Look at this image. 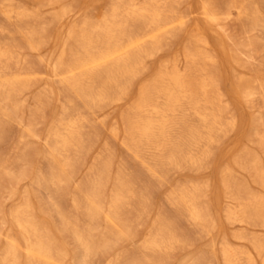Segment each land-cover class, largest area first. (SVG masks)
I'll list each match as a JSON object with an SVG mask.
<instances>
[{
    "label": "bare ground",
    "instance_id": "bare-ground-1",
    "mask_svg": "<svg viewBox=\"0 0 264 264\" xmlns=\"http://www.w3.org/2000/svg\"><path fill=\"white\" fill-rule=\"evenodd\" d=\"M136 1L138 0H108L99 8L96 15L93 18L91 17L92 19L83 22L82 27L84 26L85 28L83 29V33L77 36L75 40L77 42L76 47L65 50L61 46L60 53L51 62V74L56 76L59 73L61 76L59 81L61 86L65 89H71L72 92L74 91V95L82 98L87 109H100L103 106H110L109 104L117 105L126 99L130 94L133 81L140 76V73L142 75L141 70L143 68L141 62L144 58H152L155 54L154 52H156L160 30L168 29L174 23L175 28L178 27L179 30L184 26L183 21L178 15L176 21L173 16L174 23L166 21L167 16L173 12V6L179 0H170V2L167 0H148L143 3ZM259 3L258 0H239V2L231 1L229 4V10H237L239 17H249V20L251 19V26L248 31L250 37L247 43L243 45L244 48H251L260 43L264 44V21L261 18ZM16 4L12 0H2L0 3V16L7 22H13L11 24L16 25L15 28H10L11 30L0 25V33H6L12 40L10 43H4L5 41L2 39L4 41L2 42L0 39V110H2V114H0V139L4 123L1 119H9L10 114L19 109L17 98L22 92L27 91L31 87V82H33L31 81V77L35 74L33 73L32 63L26 59L21 61L17 57L18 53L16 54L15 52L20 51V49L21 51L22 49H27L33 53L42 47L39 40L41 39L39 28L34 25V20H36L34 18L36 16L31 20L34 22H31L34 26H30V22L28 26H23V22L32 19L31 16L34 13L29 14L28 11L22 9L23 6L20 9L17 7L19 5L16 6ZM198 6L210 27L219 25L221 18L216 15L212 0H199ZM262 9L261 11L263 12ZM64 10L57 11L55 14L57 23L58 20L59 22L62 19L66 20L67 17H64L70 11ZM138 23H142L145 28L147 26L152 27L151 32L148 35L139 36L134 29ZM260 28L263 34L261 33L262 35L258 37L254 32ZM85 29L87 31H84ZM56 30V40L64 42L76 37L72 30H65V27L62 25ZM196 31L192 35L193 41L209 46L208 40L202 35L199 28H196ZM210 33L213 34L219 43L223 54L230 57L236 54L237 51L232 52L228 49L227 41L222 34L214 28H211ZM17 38L20 41L18 40L19 42L16 43L14 41ZM227 39L229 38L227 37ZM55 51L57 50L54 49L52 52L55 53ZM239 56H241V53ZM198 57L196 53L188 49L185 55L186 66L183 71L176 69L166 71L165 68L163 69L164 71L160 70L161 72L155 76L151 83H146L141 87L138 101L133 110H130L127 116L125 114L123 118L125 124L127 123L126 131L124 130L125 148L130 151L134 158L140 159L143 170L154 178L157 184H161L163 181L162 177L165 170H186L185 167H192L191 169H194V167L203 168L205 161L211 155L209 146L217 141V137L219 138V136L216 137L215 131L217 124L220 123L217 119L218 115L221 114L220 109L222 108L211 109L208 113L197 111L199 108L206 110L208 106L212 107V99L219 95L218 93L220 92L215 76L204 68L198 67L196 63ZM206 59L208 61H215L216 56L208 55ZM11 65L16 66V68L21 65L20 72L12 74L13 69H11ZM10 70L12 71L10 72ZM253 83L254 81H243L242 78H239L236 88L234 87L235 90L237 89L236 93L245 100L252 98L255 95ZM260 89L263 90L264 85L260 86ZM215 99L217 100V98ZM261 100L264 108V92ZM66 101L67 104L72 105L73 101L70 97H66ZM22 103L24 102L22 101ZM136 108L139 110L138 118L135 117ZM34 109L32 111L38 112L40 110L38 107ZM189 111L197 115L203 122L202 129L196 128L186 120L189 118ZM33 117L32 121L34 122L36 117L35 115ZM89 122L83 114L73 110L71 113L63 115L48 134L52 138V141H54L51 151L54 154L57 153L58 156L59 154L62 155L60 156L63 158L64 168H72L73 164L72 158L70 159V156L65 155L67 152L69 153L70 150L82 152L84 149L85 143H87L86 140L88 139L85 136L87 134H85L83 127ZM115 123V126H110V133L112 136L117 137L120 133ZM260 123L264 126L262 118L260 119ZM33 126L34 124L28 125L25 135H20L19 140L23 144V148H25L24 139L26 136L35 137ZM261 144L264 148V135ZM147 150H150L154 154L155 163L152 165L144 161L143 153ZM20 152L23 153V150ZM22 153L16 156L17 162L22 161ZM109 158L111 157L108 156L106 158L105 167L111 163ZM104 159L101 161H104ZM100 163L104 162L99 161L98 165H101ZM257 165V162H253L252 168L256 178L264 188V168L261 169ZM107 170L109 171V169ZM103 173L105 172L103 171ZM117 173L112 183V191L110 190L111 194L108 200L99 195L101 192L99 193L100 186H98L97 180H95L97 183L91 182L90 187L87 186L90 182L84 187V190H87V187H89V190L85 192L88 195L87 200L91 201L87 202L85 200L84 203L75 204L77 211H81L82 217L87 222L84 227L78 226L76 222L65 216L59 209L54 210V214L59 218L62 231L67 232L73 238L77 247L81 249L82 264H89L92 259L91 257L110 249L111 246H115L122 239L128 240L127 238L136 235L137 231L133 232L135 229L127 227L125 232L120 233L116 232L109 224L105 226L104 234H101L103 236L100 237L101 241L99 239V243L92 240L93 233L98 229L101 207L104 202L107 215L112 216V218L114 217L117 221L123 216H120L123 213L121 211L128 207L130 201L134 199L137 204V206L133 204V206L137 207V212L135 211L134 214L137 213V216L131 215L133 221L134 218L136 220L142 219L141 217L148 212L150 189L144 188L142 192L138 191L139 193H137L135 192L137 189L133 188V181L124 178L121 172ZM0 175L13 177L11 170L6 165V161H0ZM228 177V175L225 177L223 175V179L221 178L223 182L222 186L226 187L227 198H229V200L227 199L229 204L225 210V221L239 228L234 234V238L250 243L251 250L246 247L244 248L245 250L241 249L238 251V248L234 249L222 238L219 244L222 262L223 264H264V244L262 243V239H259L255 235L258 231H255L256 233L251 235L248 234L249 232L245 233V226L251 225L256 228H264V199L258 196H250L247 197L248 199L246 198L247 201L245 202L241 195L242 186L235 187L233 184V186H229L227 184ZM65 182V177L62 174L58 177L50 176L46 179V183L55 187L63 186ZM225 187H223L224 190ZM207 189L208 185L202 190L195 186H183L170 191L166 197V201L171 208L173 207L174 214L164 216L165 213L163 215L158 213L159 215L153 220L152 226L145 232L143 240L140 243V248L149 253L150 259H146L148 257L146 256L143 260L136 257L130 259H126L125 257L123 260H120V257L117 259L116 264H163L167 262L169 256H174L172 255L173 252L181 250H187L182 264H213L215 261L213 240H207L208 242L206 240L203 241L202 244L207 252L194 253L193 250H188L190 247L188 237L178 226V222L183 219L182 222L188 224L189 229L196 235L195 239L197 237L200 238L198 239L199 241H202L205 237L208 239L212 236L213 238L217 236V219L213 213L214 216L210 214L208 206L203 201L207 196ZM128 208V210L132 209V207ZM125 213L126 215L132 214L130 211L128 212L129 214L124 211ZM123 218H121L122 221H124ZM126 218L125 216V221ZM10 224L12 228L14 227L19 230L21 239L24 241V264H61L62 260L65 259L66 254L55 251L52 248L48 240L49 236L47 237V234L35 222L30 213V205L27 199L11 213ZM247 236H251L249 237L250 239ZM195 239L193 240L194 244ZM119 243L122 244V242ZM242 247H245V245L243 244ZM208 254L210 255L209 257L207 256ZM110 261L107 264H111ZM168 262L170 261L168 260ZM0 264H19V245L15 239L8 238V243L0 257Z\"/></svg>",
    "mask_w": 264,
    "mask_h": 264
},
{
    "label": "rangeland",
    "instance_id": "rangeland-1",
    "mask_svg": "<svg viewBox=\"0 0 264 264\" xmlns=\"http://www.w3.org/2000/svg\"><path fill=\"white\" fill-rule=\"evenodd\" d=\"M0 1L2 2V0ZM12 1L14 4L17 3L16 6L19 5L17 6L19 8L21 6L25 7H22V9L28 11L29 14L34 13L32 14L33 16H31L32 19L23 22V26H28V23L33 22L31 20L36 16L34 18L36 19L34 20L35 23H33L35 27L39 28L41 39H38L41 41L40 46L42 47H40L41 49L37 52L33 53L29 52L27 49H22V51L20 49V51L18 50L15 52L16 54L18 53L17 57L20 58L21 61L26 59L32 63L33 73L36 75L34 74L33 77H31V81H33L31 82V87L27 91L22 92L17 98L19 109L12 112L9 119H1L5 124L3 123V133L0 139V161H6V165L11 170L14 178L0 175V257L8 243V238H13L19 245V264L25 263L24 241L21 239L19 230L14 227L12 228L10 221L11 213L27 199L30 205L31 215L38 226H40V229L47 234V237L49 236L48 240L52 248L55 251L66 254L61 264H82L81 249L77 247L75 241L67 232L62 231L59 218L54 214V210L59 209L65 216L76 222L78 226L84 227L87 222H85V218L82 217L81 211H77L75 204L84 203L85 200L87 202L91 201L87 200L88 195L85 191H88L91 184L97 183V181V184H99L98 186L101 187H99V193L101 192L99 195L108 200L112 191V183L116 178L115 176L118 174L117 172H121L124 178L133 181V188L137 189H134L135 192H142L144 188L150 189V205L148 212L141 217L142 219L136 220L134 218L133 221L131 215L134 217L137 216V213L134 214L135 211L137 212V207H135L137 204L134 199L130 201V203H133H129L128 206L132 207V209L130 208L132 211L128 210V207L124 208L123 211H121L123 213L120 214V216H123H119V221H117L114 217L112 218V216L107 215L104 202L101 207L98 229L92 235L93 241L95 240L96 243L99 241L100 237L103 236L101 234H104L105 226L109 224L116 232L123 233L126 231L127 227L133 230L135 229V231H132L137 232L133 237L127 238L128 240L122 239L119 241L122 242V244L118 242L115 246H111L110 249L91 257L93 260L91 259L89 264H107L109 260H111V264H116L117 259L120 257V260H123L125 257L126 259L136 257L143 260L146 256H148L146 259H150L149 253H146L140 248V243L143 240L145 232L152 226L153 220L159 215L158 213L161 215L165 213L164 216L174 214V209L167 204L166 197L170 191H174L183 186H195L202 190L208 185L207 196L203 201L208 206L210 214L213 213L218 222L216 231L217 236H214V238L212 236L208 239L205 237L202 241H199L198 239L200 238L197 237L196 242V235L189 229L188 224L182 222L183 219H181V222H178V226L188 237L190 243L188 250H193L194 253L204 252L206 250L202 244L203 241L206 240V242H208L212 239L215 250V261L213 264H223L219 251V244L222 238L234 249L238 248V251L246 247L250 249V243L234 238V234L239 228L225 221V210L229 204V198H227L226 187L224 185L222 186L223 175L224 177L228 175L227 184L229 186H242L241 195L245 202L247 201L246 198L250 196H258L264 199L263 185L256 178L252 168L253 162H257V166L261 169L264 168V148L261 144L264 135V126L260 123L261 118L264 121V108L261 100L264 89H260V86L264 85V44L262 45V43H260L251 48H244L243 45L247 43L250 37L248 31L251 26V19L249 20V17H239L235 9L229 10L230 2H239V0H212L216 15L221 18L219 25L214 27H210L203 17L198 6L199 0H179L178 3L173 6V12L167 16L166 21L174 23L173 16L175 21L179 16L184 25L182 29L179 30L178 27L175 28L174 23L169 26L168 29L160 30L156 52H154L155 54L152 58H144L141 62L143 68L141 70L142 75L140 73V76L133 81L129 96L117 105L109 104L110 106L107 105L94 110L87 109L83 103V99L74 95V91L72 92L71 89H65L61 86L59 82L61 76L59 73L56 76L51 74V62L55 59L56 55L60 53L62 49L61 46L64 47L65 50L76 47L77 42L75 40L77 36L83 33V29L85 28L84 26L82 27L83 22L92 19L99 8L108 0ZM138 1L143 3L148 0ZM167 1L170 2V0ZM258 1L260 2V8H263L262 10L264 12V1ZM61 7L62 9H60ZM261 9V18L264 21V13ZM61 10L70 12L64 17H67V21L62 19L60 22L58 20L57 23L55 14L57 11ZM0 22V25L4 26L6 29H13L16 27L15 24H11L13 22H7L2 16H0ZM33 23H31L30 26L33 25ZM61 25L65 27V30H72L76 37L64 42L56 40V29L60 28ZM196 28H199V31L208 40L209 46L193 41L192 35L197 32ZM211 28H214L223 35L227 41L228 49L232 52L237 51L236 54H233L232 57L223 54L220 50L219 43L214 38L213 34L210 33ZM134 29L139 36H144L151 32L152 27L147 26V28H145L142 23H138ZM84 31L87 30L85 29ZM260 31L261 28L254 33L260 37L263 34V32ZM227 37L229 39H227ZM0 39L1 41L3 39L5 42H2L4 43H10L12 41L6 33H0ZM18 40L20 41V39L17 38L14 42L17 43L19 42ZM54 49L57 50L55 53L52 52ZM188 49H191L199 56L196 61L198 67L204 68L207 72L212 73L218 82V89L220 91L218 94L220 96L217 95L212 99L213 106H208L206 110H204V108H199L197 111L200 113H208L211 109H216L218 107L222 108L220 109L221 114L218 115L217 119L220 123L217 124L215 131L216 137L219 136V138L217 137V141L209 146L211 155L205 161V166L203 168L194 167V170L191 169L192 167H185L186 170H165L162 177L163 181L161 184H157L155 179L143 170L140 159L134 158L130 151L125 148L124 130L126 131L127 123L125 124L123 118L125 114L127 116V113L129 114L130 110H133L138 101L141 87L146 83H151L155 76L161 72L160 70L164 71L163 69L165 68L166 71H173L175 69L183 71L185 69V55ZM240 53L241 56H239ZM208 55L216 56V60L208 61L206 59ZM20 66L16 68V66L11 65L13 71L10 70V72L12 71V74L19 73ZM34 76L36 77L34 78ZM239 78H242L243 81H254L253 89L255 95L252 98L245 100L236 93L237 89L235 90V88ZM65 96L72 99V105H69V103L67 104ZM215 98H217V100ZM22 101L24 103H22ZM33 107H38L40 110L38 112L32 111V109H34ZM73 110L83 114L88 121H90L83 127L85 134H87L85 136L88 140H86L87 143H85L82 152L70 150L69 153L67 152L65 154L68 155V157L70 156V159L72 158L71 160L75 167L72 164V168H64L62 155L59 154L58 156L57 153L54 154L51 151L54 141H52V138H50L48 134L63 115L69 114ZM63 111H65L64 113L66 114H62ZM0 112V114H2V110H0ZM189 112L187 113L189 114ZM34 115L36 120L33 122ZM135 117H139L138 108L135 109ZM186 120L196 128L202 129L203 122L194 113L190 112L189 118ZM114 123L120 133L117 137L112 136L110 133L111 127L115 126ZM27 124H34L33 132L35 133V137H25V149L19 139L20 135H25L28 127ZM21 148L23 153L20 152L22 151ZM21 153L23 155L22 161L17 162L16 156ZM153 155L154 154H152L150 150L145 151L143 153L144 161L152 165L155 163ZM106 156L111 157L109 158L111 163L105 167L104 164L107 162ZM103 158H105L104 161H101ZM99 161L104 162L102 163L104 166L101 163V165H98ZM106 168L109 169V171ZM103 171L105 173H103ZM61 174L65 177L66 181L63 186L60 185L55 187L46 183V179L50 176L58 177ZM88 182H90V184ZM86 185L89 187H87V190H84ZM223 187H225V190ZM133 204L136 205L133 206ZM124 211L127 212V214H129L128 212L130 211L132 214L126 215ZM213 214L212 216H214ZM124 215L127 217L126 221ZM128 216H130L129 218L131 220ZM121 218H123L124 221H122ZM251 227V225L245 226V233L249 232L248 234L251 235L258 231L255 235H257L259 239H262V243L264 244V228ZM249 237L251 236H247L248 239H250ZM194 239L195 244L193 241ZM243 244L245 247H242ZM186 251L187 250L177 251L178 253L175 252L176 254L173 252L174 254L172 253V255L174 256H169L168 259L170 262L167 260V262L163 264H182ZM207 256L209 257L210 255L208 254Z\"/></svg>",
    "mask_w": 264,
    "mask_h": 264
}]
</instances>
